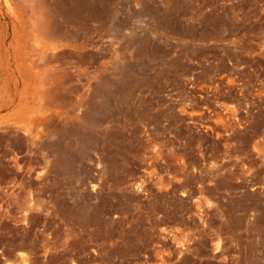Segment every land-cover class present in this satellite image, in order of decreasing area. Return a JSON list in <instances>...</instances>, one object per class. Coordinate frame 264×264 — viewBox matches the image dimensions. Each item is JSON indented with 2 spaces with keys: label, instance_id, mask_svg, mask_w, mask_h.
<instances>
[{
  "label": "rangeland",
  "instance_id": "1",
  "mask_svg": "<svg viewBox=\"0 0 264 264\" xmlns=\"http://www.w3.org/2000/svg\"><path fill=\"white\" fill-rule=\"evenodd\" d=\"M0 264H264V0H0Z\"/></svg>",
  "mask_w": 264,
  "mask_h": 264
},
{
  "label": "bare ground",
  "instance_id": "2",
  "mask_svg": "<svg viewBox=\"0 0 264 264\" xmlns=\"http://www.w3.org/2000/svg\"><path fill=\"white\" fill-rule=\"evenodd\" d=\"M37 1V0H36ZM34 4H32V6H33ZM36 6V5H35ZM38 9V10H37ZM37 9H35V8H33V14H34V17H35V19H36V21H37V24H38V27H39V29L40 30H42V31H49V32H51V30H49V29H47L46 27H44V14H43V12L41 11V10H39V8H37ZM30 14H28V16H29ZM36 24V25H37Z\"/></svg>",
  "mask_w": 264,
  "mask_h": 264
}]
</instances>
